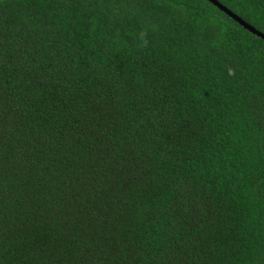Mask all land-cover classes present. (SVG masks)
Segmentation results:
<instances>
[{
    "label": "trees",
    "instance_id": "16d2710c",
    "mask_svg": "<svg viewBox=\"0 0 264 264\" xmlns=\"http://www.w3.org/2000/svg\"><path fill=\"white\" fill-rule=\"evenodd\" d=\"M0 264H264V38L209 0H0Z\"/></svg>",
    "mask_w": 264,
    "mask_h": 264
},
{
    "label": "water",
    "instance_id": "95a60500",
    "mask_svg": "<svg viewBox=\"0 0 264 264\" xmlns=\"http://www.w3.org/2000/svg\"><path fill=\"white\" fill-rule=\"evenodd\" d=\"M216 6H218L222 11L230 15L232 18H234L236 21H238L241 25H243L246 29L250 30L251 32L257 34L258 36L264 38V34L256 30L254 27L243 21L241 18H239L236 14L232 13L229 9H227L225 6L220 4L217 0H209Z\"/></svg>",
    "mask_w": 264,
    "mask_h": 264
}]
</instances>
